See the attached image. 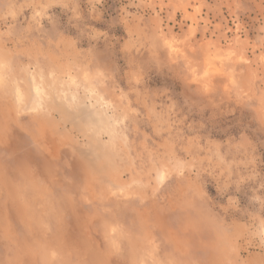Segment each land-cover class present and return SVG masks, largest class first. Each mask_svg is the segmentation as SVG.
Wrapping results in <instances>:
<instances>
[{
    "label": "rangeland",
    "instance_id": "374dc122",
    "mask_svg": "<svg viewBox=\"0 0 264 264\" xmlns=\"http://www.w3.org/2000/svg\"><path fill=\"white\" fill-rule=\"evenodd\" d=\"M0 264H264V0H0Z\"/></svg>",
    "mask_w": 264,
    "mask_h": 264
}]
</instances>
